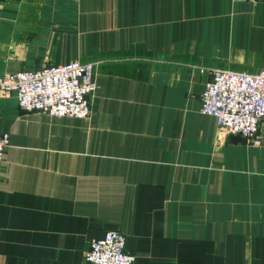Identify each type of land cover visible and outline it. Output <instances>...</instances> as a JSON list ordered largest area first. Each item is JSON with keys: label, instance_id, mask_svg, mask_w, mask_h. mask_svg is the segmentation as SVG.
Listing matches in <instances>:
<instances>
[{"label": "crops", "instance_id": "crops-1", "mask_svg": "<svg viewBox=\"0 0 264 264\" xmlns=\"http://www.w3.org/2000/svg\"><path fill=\"white\" fill-rule=\"evenodd\" d=\"M73 61L87 119L0 91V264H87L110 230L134 264H264V144L200 112L211 70L264 67V0H0V76Z\"/></svg>", "mask_w": 264, "mask_h": 264}, {"label": "built area", "instance_id": "built-area-1", "mask_svg": "<svg viewBox=\"0 0 264 264\" xmlns=\"http://www.w3.org/2000/svg\"><path fill=\"white\" fill-rule=\"evenodd\" d=\"M259 2L262 0H238ZM92 63L73 61L67 65H49L39 70L20 71L0 76V91L15 95L25 113L50 117L87 119L97 90ZM201 98L200 112L216 120L230 135L243 137L246 144L261 147L264 137V67L257 74L225 69L210 71ZM9 135L0 132V172L9 147ZM126 237L118 230L108 231L91 243L85 253L87 264H134L127 252Z\"/></svg>", "mask_w": 264, "mask_h": 264}]
</instances>
